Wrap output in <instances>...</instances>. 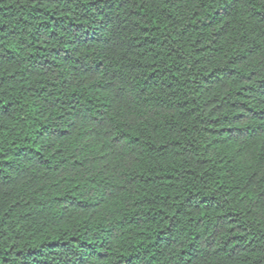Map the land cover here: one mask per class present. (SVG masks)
<instances>
[{
  "label": "trees",
  "instance_id": "1",
  "mask_svg": "<svg viewBox=\"0 0 264 264\" xmlns=\"http://www.w3.org/2000/svg\"><path fill=\"white\" fill-rule=\"evenodd\" d=\"M0 264H264V0H0Z\"/></svg>",
  "mask_w": 264,
  "mask_h": 264
}]
</instances>
